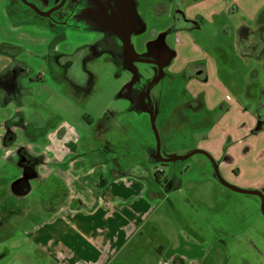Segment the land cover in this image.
I'll return each instance as SVG.
<instances>
[{
    "label": "rangeland",
    "instance_id": "1",
    "mask_svg": "<svg viewBox=\"0 0 264 264\" xmlns=\"http://www.w3.org/2000/svg\"><path fill=\"white\" fill-rule=\"evenodd\" d=\"M9 1L12 0H0V44L18 43L22 50L17 60L32 67L31 76L38 81L33 85L25 82L23 87L27 92L8 106H1L0 91V188L3 189L0 211L4 210V204L14 202L22 214L20 221L16 217L13 222L0 217V241L16 227L28 225L23 222L27 219L24 215L29 208L28 200L21 197L16 201L8 191L11 179L23 172L18 154L27 152L26 147L36 143L41 147H60L59 140L65 136L77 144L76 149L79 141H83L82 153L86 155L82 157L86 160L92 156L91 162L107 165L115 158L116 164L121 165H117L119 171L141 162L144 166H140L157 174L163 196L158 194L160 198L156 202L160 212L167 211L173 223L168 224L163 218L166 224L156 230L154 245L168 247V236L173 230L181 239L188 238L196 250L205 253L206 260H197L194 264H264L261 198L224 187L214 177L213 164L204 155L167 164L158 158V140L146 96L150 84L157 79L158 67L131 61L123 40L111 30L104 37L103 32L89 30L85 23L72 19L56 29L50 22H46L45 27L40 25L44 21L38 17L34 23L13 19L19 17L16 14L10 18ZM204 1L205 4H192L197 6L191 9L195 17L193 24L184 28L181 24L177 29V21L174 22L171 16L172 8L180 10L177 0H136L144 27L141 34L132 35L131 42L141 57L155 59V53L159 51L158 59L161 57L163 64L176 69L187 63L194 65L190 70L198 76H203L209 68V82L194 80L196 86L193 87L194 81L186 82L181 77L177 79L163 73L162 82L151 90L161 156L165 159L189 155L205 143H215L219 139L210 140L206 136L215 121L206 123L207 117L211 116L209 111L195 110V105L205 102L208 94L228 104V110H223L220 115L228 116L229 122H223L228 132L235 123L239 124V130L232 131L226 138V148H235L233 152L239 147L232 144V139L245 136L247 122L243 120H248L245 115L264 117V61L243 56L240 47L241 26L257 29L255 0H245L240 4L241 10L231 4L232 0ZM57 2L52 0L49 6L57 5ZM136 2L130 0V4ZM23 18H29V15ZM59 32L61 35L53 41ZM74 34L79 38L71 42V51L60 46L68 37L75 38ZM146 42L153 43L146 48ZM172 53H177L176 60L171 58ZM72 56H75L76 66L67 64ZM11 60L0 54V70ZM194 101L186 109V103ZM18 113L22 114L25 127L13 129L14 146L6 147L5 122ZM256 138L244 139V149L250 153L247 163L233 169L234 176L228 170L219 169L223 179L233 187L237 188L241 181L255 179V148L264 147V135L259 140ZM113 146L116 157L111 151ZM258 162L264 163V153ZM258 170L260 179L264 175V166ZM49 183L34 196V206L38 209H41L40 200L44 197L46 204L53 207L66 195L55 181ZM147 185L151 191L152 184L147 181ZM152 246L149 245L148 251Z\"/></svg>",
    "mask_w": 264,
    "mask_h": 264
},
{
    "label": "crops",
    "instance_id": "2",
    "mask_svg": "<svg viewBox=\"0 0 264 264\" xmlns=\"http://www.w3.org/2000/svg\"><path fill=\"white\" fill-rule=\"evenodd\" d=\"M244 1L232 0L231 4L241 10L243 6H240V4H244ZM177 2L179 3L180 10L176 9V7L172 8L171 16L174 22L179 20L181 23L186 21L194 22L195 17L192 15V11L194 10L191 9L195 5L193 6L192 4H205L204 0H177ZM219 3L221 4V1ZM214 4L217 3L214 2ZM7 11L9 12V6L7 7ZM17 15L19 18L13 19L29 23H34L38 19L34 17L23 18L19 14ZM140 15L143 19L141 11ZM8 16L12 18L11 15ZM255 16L258 18L256 30H259L264 24V0H255ZM50 23L51 26L56 28V25L52 24V22ZM41 24L46 25V22H42ZM142 24L141 31H136L134 34L139 35L143 32L144 23ZM18 25L22 24L19 23ZM245 27L253 29L252 27L243 25L239 31L241 32V29ZM174 28L173 24L172 29L174 30ZM60 35V32L56 34V38H52L53 41L58 39ZM69 36L72 37V35ZM75 36V38L73 37L74 39L68 37L60 46L65 50L71 51V42L79 38L77 35ZM162 41L160 40V42ZM152 43L146 42V48L150 47ZM3 44L19 48V53L15 58L9 56L12 59L11 62L7 66H4L0 70V73L14 61L21 62L17 60L22 50L18 43L16 45ZM137 46H140L139 43ZM133 51L137 56L141 57L137 49L133 48ZM158 52L155 53L154 60L161 59V57L158 59ZM172 54L171 58L175 57L174 60H176L177 53ZM187 66L188 63L184 67L176 69L174 67L171 68L170 64H163V73H168L177 79L181 77L186 82H193L194 80L202 81L198 78L185 80L184 73ZM168 68L170 69L168 70ZM205 74L207 77L206 82H209V68H207ZM30 77L33 78L31 75ZM44 77L43 75L42 81ZM25 82L27 83V79H25L23 85ZM160 82L162 81L160 80ZM33 84H36V82ZM194 86H196L195 81L193 82ZM195 102H187L186 109H189L191 103ZM134 103L137 102L134 101ZM171 104L169 103L168 105ZM228 108V104L222 103L221 99H217L212 94L209 96L208 94L205 102L201 103V107L195 109L197 111H209V115L211 116L207 117L206 123L209 120L215 121L213 128L210 129V132L207 131L206 136L210 140L212 138L219 139H216L215 143H205V146L194 151L205 150L207 153L210 152L209 154L215 159L219 169L228 170L234 176L233 169L239 168L244 162L247 163V154L250 153L247 149H244L246 147L244 139L255 136L259 140L264 135H261L264 130L257 135L252 134V130L257 126L259 120L263 121L264 117L260 115H254L255 117L248 116L243 113L249 121L243 120V122H247V125L244 127V138L239 136V138L232 139V144L239 147L233 152L235 148H226V138L232 131L239 130L237 129L239 120L236 119L238 125L235 123L231 132L226 130L223 122H229L228 116L220 117V115L224 113L223 110H228ZM118 112L121 114L120 111ZM140 114L142 115V113ZM218 118H221V121ZM24 127L25 124L23 127L15 126V128ZM59 141L62 144L57 148L50 146L41 147V144L36 143L35 145L32 144L33 146L26 147L28 153L24 151L29 157L37 160L35 167L36 177L30 181V192L24 196H16V201L24 197L29 202L27 214L24 215L27 219L26 221L23 220L28 225L26 227H16L17 229H14L10 235L6 234L3 238L4 240L0 241V264H194L197 260H206L205 253L196 250L188 238L187 240L181 239L179 234H175L173 230L169 231L168 247L154 245L155 234H157L156 230L164 226L166 221H168V224H172L173 222L169 218L167 211L162 210L163 212H160L161 209L158 208L159 203L156 200L160 198L159 195H163L160 193V183L155 177L156 174H152L150 169H146L150 173V177L147 179H138L124 175L132 167L144 166L143 163L139 162L128 167L126 166L119 171L118 169L121 165L119 163L116 164L115 158L112 160L113 162L107 165L91 162L92 156L89 158L90 160L83 158L82 156L86 154L82 153L84 149L82 140L79 141L81 143L77 149V144L73 143V140L69 141L65 136L61 137ZM98 151H101V149ZM111 151H113V155L116 157L117 151L114 146L111 147ZM263 153V146L255 148V179L252 177V181H241L238 183L237 188L243 190L252 189V191L255 190L264 194V175L260 176V179L258 176V168L263 169L264 166L263 162H258L262 158ZM207 159L209 160L208 157ZM1 169L4 168L1 167ZM212 169L214 171V167ZM212 173L216 177L215 171ZM10 177L13 176L11 175ZM52 181L56 182V186H61L62 190L66 191V195L62 197L59 204L53 207L46 204L47 200L44 197L40 200L41 209L36 208L34 206L36 192L50 185L49 182ZM147 181L153 186L151 191L149 190ZM14 205V202H12V205L4 204V210L1 209L0 211V217H3V220L9 218L13 222L12 219L18 217V221H20L22 214L17 209V205ZM163 218H166V221H163ZM149 245L153 246L148 251Z\"/></svg>",
    "mask_w": 264,
    "mask_h": 264
},
{
    "label": "flooded vegetation",
    "instance_id": "3",
    "mask_svg": "<svg viewBox=\"0 0 264 264\" xmlns=\"http://www.w3.org/2000/svg\"><path fill=\"white\" fill-rule=\"evenodd\" d=\"M51 1L52 0H27L29 4H34L38 9L43 12H48L63 2V0H58V2L56 3L57 5L51 7L49 6L51 4ZM8 4L9 10H13L16 15L19 14L22 17L25 15H29V18L38 17L41 18L44 22L50 21L56 26H61L66 23V21L72 19L76 22L85 23L86 27L89 30L102 31L104 33V36L109 30L114 31L119 34V36L123 40V43V34L126 31H129L131 39L134 32H139L142 28V16L140 15L141 10H139V4L137 2L136 4H130V0H67L65 5L58 11L52 13L50 17L40 16L35 12L33 8L27 6L22 0H12L9 1ZM44 5L49 8L46 9L44 7L43 9L42 6ZM15 18L17 19L19 17ZM43 26L45 27L46 25ZM159 61L163 64L161 60ZM13 63L21 62L14 61ZM21 64L26 65L31 69V71H33L32 67H30L29 65L25 63ZM5 69L0 73V86L5 83V79L2 75ZM25 79H27V83H35L38 81V79L31 78L29 75L28 77H24L21 80L22 87ZM14 128V125L11 126L5 123L4 129L6 130L7 135L5 136L6 143L10 142V144H5L6 147L14 146L12 144L14 142L12 140H14L15 138V134H13ZM18 157V162L23 172L20 176L11 179L10 181V187L8 188V191L10 192L12 198H16V196L27 195L30 192V190L28 191V188L30 189V181L36 177L35 167L37 160L29 157L28 154L24 151H22L20 155L18 154ZM17 181L18 183L15 184V182ZM2 191L3 189L0 188V193ZM21 192L24 194L20 195Z\"/></svg>",
    "mask_w": 264,
    "mask_h": 264
},
{
    "label": "trees",
    "instance_id": "4",
    "mask_svg": "<svg viewBox=\"0 0 264 264\" xmlns=\"http://www.w3.org/2000/svg\"><path fill=\"white\" fill-rule=\"evenodd\" d=\"M9 15L16 14L13 12V10H9ZM180 22V23H179ZM178 23V24H177ZM181 24L182 28L185 27V25L189 24L192 25L193 22H184L181 23V21L177 20L176 26L177 29L180 28ZM264 24L259 30H253L250 28H243L240 32V47L242 49V55L245 57H251V58H257V59H263L264 60ZM0 53L6 54L10 57H16L19 53V48L17 47H11L9 45H0ZM76 59L75 56H72L67 61V64L70 66H76ZM194 65H189L188 68L185 70L184 73V79L185 80H191L193 78H198L201 80H206V74L199 75L198 73L191 71V67ZM197 70V69H196ZM32 71L29 67H27L24 64L21 63H13L9 65L5 71L3 72V77L5 79V83L0 86L1 91V106H8L13 101L20 100L24 94L27 92L26 89H24L21 86V80L24 77H28L31 75ZM31 90V89H28ZM198 104V105H197ZM195 105V109H199L201 104L197 103ZM25 124L24 118L22 117L21 113H18V116L10 119L7 121V125L11 126H18L23 127ZM166 166V165H164ZM125 176L127 177H134L138 179H147L150 177V173L148 170L141 166H135L130 169H128L125 173ZM157 181L160 183L159 177L157 174L155 175ZM30 189L28 188V191ZM24 193L21 192L20 195Z\"/></svg>",
    "mask_w": 264,
    "mask_h": 264
},
{
    "label": "water",
    "instance_id": "5",
    "mask_svg": "<svg viewBox=\"0 0 264 264\" xmlns=\"http://www.w3.org/2000/svg\"><path fill=\"white\" fill-rule=\"evenodd\" d=\"M27 6L33 8L35 10V12L37 14H39L40 16H43V17H50L52 15V13L58 11L59 9H61L67 0H63V2L61 4H59L58 6L54 7L53 9H51L50 11L48 12H43L41 11L40 9H38L34 4H29L27 2V0H22ZM123 37H124V43H125V46H126V52H127V55H128V58L133 61V62H138V63H146V64H151V65H155L158 67V76H157V79L154 80L150 86H149V89L147 91V99H148V102H149V107L151 109V120H152V125H153V129L155 130L156 132V135H157V140H158V152H157V155H158V158L165 164L167 163H171V162H175V161H178V160H184V159H187L193 155H197V154H202L206 157L209 158V160L212 162L213 164V167H214V171H215V175L217 177V179L228 189L236 192V193H241V194H245V195H254V196H258L261 198V201H262V205H261V210H262V213L264 215V194H262L261 192H256V191H248V190H243V189H239V188H236V187H233L232 185L228 184L222 177L221 173H220V170H219V166L217 164V162L215 161V159L207 152L205 151H202V150H196L194 152H192L191 154L189 155H185V156H175V157H170V158H163L161 156V145H160V136H159V132L157 130V126H156V117H155V113H154V109H153V105H152V102H151V90L152 88L160 82V80L162 79L163 77V64L159 61V60H154V59H146V58H141L139 56H137L135 54V52L133 51V48H132V45H131V39H130V33L129 31H126L124 34H123ZM264 129V122L262 120H259L257 126L252 130V134L253 135H257L259 134L260 132H262V130ZM20 181V180H18ZM15 182L16 183H18Z\"/></svg>",
    "mask_w": 264,
    "mask_h": 264
}]
</instances>
